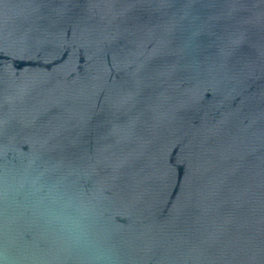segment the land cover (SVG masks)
<instances>
[{
	"label": "water",
	"instance_id": "water-1",
	"mask_svg": "<svg viewBox=\"0 0 264 264\" xmlns=\"http://www.w3.org/2000/svg\"><path fill=\"white\" fill-rule=\"evenodd\" d=\"M33 178L107 264H264V0H0V264H91Z\"/></svg>",
	"mask_w": 264,
	"mask_h": 264
},
{
	"label": "clouds",
	"instance_id": "clouds-1",
	"mask_svg": "<svg viewBox=\"0 0 264 264\" xmlns=\"http://www.w3.org/2000/svg\"><path fill=\"white\" fill-rule=\"evenodd\" d=\"M25 183L29 185L35 204L42 214L57 224L71 240L93 251L91 264H107L105 252L93 246L89 210L84 204L67 198L55 187L45 188L38 178Z\"/></svg>",
	"mask_w": 264,
	"mask_h": 264
}]
</instances>
